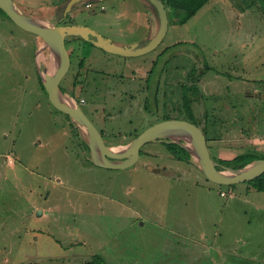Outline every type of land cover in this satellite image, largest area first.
I'll use <instances>...</instances> for the list:
<instances>
[{
  "label": "rangeland",
  "instance_id": "obj_1",
  "mask_svg": "<svg viewBox=\"0 0 264 264\" xmlns=\"http://www.w3.org/2000/svg\"><path fill=\"white\" fill-rule=\"evenodd\" d=\"M15 1L26 14L53 21L63 0ZM255 2L210 0L186 21L183 11L171 12L166 38L142 57L125 60L77 41L86 68L124 79L106 82L107 102L123 99L112 105L122 114L106 129L142 132L158 122L155 115L142 119L141 103L130 102L139 89L130 68L163 52L157 76L165 59L183 68L179 74L185 69L202 73L204 102L194 108L201 125L203 109L219 122L220 140L211 142L216 154L264 153V0ZM105 10L95 15L75 10L73 21L126 42L146 34L136 26L149 11L137 0H111ZM108 20L114 33L104 23ZM131 28H136L132 35ZM12 29L14 60L2 39ZM248 34L254 39L241 45ZM33 36L0 13V264H88L95 257L105 264H264V192L248 190V182L234 188L214 184L194 165L176 160L161 141L146 144L141 159L128 169L92 164L78 136L72 137L66 113L43 91ZM48 57L49 68L53 61ZM65 76L69 79L68 72ZM158 97L162 119L169 111L167 98L161 91ZM85 110L102 130L93 107Z\"/></svg>",
  "mask_w": 264,
  "mask_h": 264
},
{
  "label": "water",
  "instance_id": "obj_2",
  "mask_svg": "<svg viewBox=\"0 0 264 264\" xmlns=\"http://www.w3.org/2000/svg\"><path fill=\"white\" fill-rule=\"evenodd\" d=\"M103 0H65L63 11L57 21L26 14L15 0H0V8L20 28L38 35L43 40L42 54L46 48L50 51L53 65L42 67L37 60L39 75L51 104L69 115L78 128L80 136L89 148V159L95 166L124 170L133 167L141 158L143 147L153 141L167 139L187 150L197 163L200 171L214 184L231 186L251 182L264 174V158L256 159L242 168L221 165L212 158L205 131L206 124L198 125L182 119H167L158 122L136 139L125 145H107L100 132L83 111L81 105L67 96L59 84L70 66V57L66 47L69 39L81 38L97 47L121 56L132 57L151 52L158 48L167 36L169 12L164 0H138L152 14L156 21V30L147 39L136 43L116 42L98 30L83 24H59L74 8ZM54 66V67H53Z\"/></svg>",
  "mask_w": 264,
  "mask_h": 264
},
{
  "label": "flooded vegetation",
  "instance_id": "obj_3",
  "mask_svg": "<svg viewBox=\"0 0 264 264\" xmlns=\"http://www.w3.org/2000/svg\"><path fill=\"white\" fill-rule=\"evenodd\" d=\"M64 1L65 0L61 1L54 11V14H53L54 15V19H53L54 22L57 21V17L60 15L61 11H63V5L62 4ZM110 1L111 0H103L102 2H104V3H102V5H101V2L95 3V4L93 3L91 6H87L85 4L80 5L76 8H74L71 12H69L67 14V16L63 19V21H61L59 24H73L74 23L73 13L75 10L86 9L92 15H95L97 13L103 14L106 11L105 10L106 6L107 7L109 6ZM113 1H115V0H113ZM118 1H121V0H118ZM135 10H137V9L135 8ZM137 11L139 12V10H137ZM5 17L7 19H9L10 21H12L9 17H7V16H5ZM152 17H153L152 14L149 12V14H146V16L144 17L143 20H140V25H138L136 27H138V28L143 27L144 29H146L147 32H146V34H144V36H140L138 39H135L132 42H126L123 40H119V38H116L115 36H113L114 34L111 35V34L101 32L100 30H98V31L100 33H102L104 36H106V37H108V38H110L116 42L136 43V42L147 39V37L150 34H153L154 20ZM104 23L107 24L109 26L111 32L114 33L113 32L114 31L113 30L114 25L111 22V20L105 21ZM17 27H19V26H17ZM134 29H136V28L130 29L131 35H132ZM22 30H24V29H22ZM24 31H26V30H24ZM26 32H28V31H26ZM11 33L12 34L8 33V35L2 36V39H3V44L7 47V54L10 53L11 54V56H9L10 59L14 60L16 58V56L14 54V48L12 47V42H11V39H13L15 37L14 29L11 30ZM28 33H31V32H28ZM31 34H33V33H31ZM115 34L120 35L121 33H115ZM33 35L34 36L32 37L31 42L35 44V50H34V59L36 61L35 64L38 66L37 60L40 59L41 60L40 61L41 66L48 68L47 67L48 66L47 59L49 58L48 56H50V51L48 48H46L42 51V54H40V55L37 54L38 50H42L43 40L38 35H36V34H33ZM121 36L123 37V34H121ZM123 38H125V37H123ZM80 40L83 42L85 41L81 38L69 39L66 41V47H67L69 57H70V66H69L68 71H67L69 73V79H67L68 77L64 79V77H66V76H64L62 78V80L59 84L61 90L67 96H69L71 99H73L74 101H77L81 105L83 111L85 112V114L87 116H88V114L86 113L85 106L93 107V111H92L93 116L95 117L96 120L101 121L104 124L102 127V130H99L96 127L98 129V131L100 132L103 140L105 138L106 139L107 138H111V139L114 138V139L129 140V141L136 139L143 131L140 132V130L134 129L133 131L122 132V131H109L106 129V124H108L109 121H111L118 114H122L121 112H119L120 111L119 108L118 109L112 108V105L118 104L117 101H120V102L123 101V99L117 100V101L116 100L112 101V99H111L110 103L107 102L108 96L106 94H109V92H108L109 90L107 88L106 82L108 80H114L118 83H121V82H123L124 79H121L122 76L118 77L116 79L117 75L112 76L107 70L105 71L103 69H96V70L92 71V68H86V64H85L86 63V60H85L86 57L80 58V56H78V50L76 49V42L80 41ZM28 41H30V40H28ZM87 42L88 41H85V43H87ZM87 44L101 50L104 54H110V55H115V56L118 55V54H114V53L105 51V50L97 47L93 43L88 42ZM155 50L148 52V53H145L143 55H139V56H132V57H126V56H121V55H118V56L127 60L129 58H137V57H142V56L148 55V54L154 52ZM93 55L96 59V55L95 54H93ZM162 56H163V52H161V53L157 52V55L154 53L152 56L153 58H151L150 60H142L141 63L134 65L130 68L131 80L139 85V89L137 91V94L131 96L132 99H130V102L131 101L135 102V100H136V101H139L141 103L142 119L144 117L151 119L155 115L156 120L158 122L167 120V119H164L166 116H170V118H168V119L186 120L183 118V115L186 113L185 107L187 106V104L190 103L191 107L193 108L195 119L197 122V123H195V122H193V123L201 125V120L198 119V116H197L198 114L195 111L194 105L199 104L201 100L202 101L204 100L203 94H202L200 87H199V84H200L199 80L202 79V77H203L202 73L199 70L197 71L196 69L189 73V71L187 69H185L187 73L179 74V72L182 71L183 68L177 69V68L172 67V63L168 64V60L165 59L164 65L162 67L163 71H161V73L157 76L156 65L161 60ZM104 57L105 56L102 54V58H104ZM49 68H50V66H49ZM18 70H20V67H18ZM162 76H163V80H161ZM39 77H40V75H39ZM154 80H157V84H156L157 86L155 87L156 88L155 95L152 97L150 95V90L153 87V83H154L153 81ZM41 81H42V79H41ZM44 89H45V87H44ZM160 91L163 93V97L167 98V101L164 102V108L169 110L166 113V115H164L162 117V119L158 116V112L156 110V107L159 109V106H160L159 97H158ZM104 93H106V94H104ZM114 96H116V95H114ZM102 97H103V99L101 100ZM170 98L172 101H168ZM48 99H49V97H48ZM95 100H97V101L101 100V101L97 102ZM174 100H177L178 104L173 102ZM153 101L155 104L154 105V107H155L154 111L151 108L153 106ZM168 107H171V108L168 109ZM100 108L108 109L109 113H107L106 111L101 112ZM203 110H204V113H206L205 112L206 110L205 109H203ZM169 112H175L176 114H172ZM66 115H68V114H66ZM176 116H178L180 118H178ZM68 117H69V115H68ZM88 118L91 120V118L89 116H88ZM160 119H161V121H160ZM68 120L70 122V125H68V126L71 129L70 131H71L72 137L78 136V135H76V132L72 131L71 123H73V122L70 119V117L68 118ZM154 120L155 119H153L152 121H154ZM158 122H156V123H158ZM190 122H192V121H190ZM152 125H154V124H152ZM78 133H79V131H78ZM166 140L160 139L158 141L163 142ZM141 157H142V150H141Z\"/></svg>",
  "mask_w": 264,
  "mask_h": 264
},
{
  "label": "trees",
  "instance_id": "obj_4",
  "mask_svg": "<svg viewBox=\"0 0 264 264\" xmlns=\"http://www.w3.org/2000/svg\"><path fill=\"white\" fill-rule=\"evenodd\" d=\"M209 1L210 0H164L166 8L168 9V12H169V16L171 12H174V13H178L180 11L184 12V16H183L184 18H181L182 21H186L194 17L198 13V11L202 8V6H204ZM258 1L259 0H257V2L253 4H258ZM0 13H3L5 16H7V14L3 10H1V8H0ZM38 79L41 82L44 92L47 94L42 84L41 78L39 76H38ZM185 110H186V113L183 115V118L188 121L197 123L193 108L191 107L190 103L187 104V106L185 107ZM168 118H170V116H166L164 119H168ZM204 118L206 119L204 122L206 124V132H205L206 140H207L209 148L212 151L211 153L212 158L216 160L218 163H220L221 165L230 166V167L237 169V168H242L246 166L247 164L253 162L256 159L264 158V153L258 152L256 150L243 152L241 154L236 155L233 158H226V157L218 156V154H216L215 152V147H213L211 142L220 140L219 138L221 137L219 136L220 130L219 132L217 130V125L219 124V122L218 120H216V118L213 115H211V112H208V111H206ZM71 126H72V131L76 132V135H78V138L81 143L80 145L82 146V148L84 150L86 149L89 151L88 146L85 144L80 134L78 133V128L75 127L74 123H71ZM216 133H218L217 136L215 135ZM166 141H163L166 149L168 150V152H170L173 155V157L176 160L189 162L190 164L194 165L196 168L199 169L192 155L187 150L180 147L176 143H173L169 140H166ZM87 160L90 161L89 156ZM248 183H249L248 190L256 189L258 191L264 192V174L260 176L259 178L251 182H248ZM226 187L234 188V185L226 186ZM88 264H105V262L102 259H100V257H95L94 261H91Z\"/></svg>",
  "mask_w": 264,
  "mask_h": 264
},
{
  "label": "crops",
  "instance_id": "obj_5",
  "mask_svg": "<svg viewBox=\"0 0 264 264\" xmlns=\"http://www.w3.org/2000/svg\"><path fill=\"white\" fill-rule=\"evenodd\" d=\"M255 1V0H254ZM142 4V3H141ZM143 5V4H142ZM253 5V4H252ZM136 12V10L134 11ZM140 12L137 11V15H139ZM153 18V17H152ZM154 20V19H153ZM156 30V21L154 20V31ZM153 31V33H154ZM255 36H251V35H247L246 38L242 39V41L240 42L241 45H248L253 39H254Z\"/></svg>",
  "mask_w": 264,
  "mask_h": 264
},
{
  "label": "clouds",
  "instance_id": "obj_6",
  "mask_svg": "<svg viewBox=\"0 0 264 264\" xmlns=\"http://www.w3.org/2000/svg\"><path fill=\"white\" fill-rule=\"evenodd\" d=\"M92 4H93V3H89V4H86V5L88 6V5H92Z\"/></svg>",
  "mask_w": 264,
  "mask_h": 264
},
{
  "label": "built area",
  "instance_id": "obj_7",
  "mask_svg": "<svg viewBox=\"0 0 264 264\" xmlns=\"http://www.w3.org/2000/svg\"><path fill=\"white\" fill-rule=\"evenodd\" d=\"M88 6H91V5H88Z\"/></svg>",
  "mask_w": 264,
  "mask_h": 264
}]
</instances>
